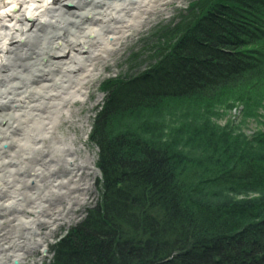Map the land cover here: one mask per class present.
Returning a JSON list of instances; mask_svg holds the SVG:
<instances>
[{"label":"rangeland","instance_id":"rangeland-1","mask_svg":"<svg viewBox=\"0 0 264 264\" xmlns=\"http://www.w3.org/2000/svg\"><path fill=\"white\" fill-rule=\"evenodd\" d=\"M263 3L264 0H257L253 9L249 7L252 12L256 10L252 16L254 19L250 20L251 16H246V12L239 13L236 4L230 2L226 5L221 0H164L156 3L140 26L126 30L109 46L107 53L93 61L88 75L78 77L81 90L76 91V81H73L72 88H67L61 97L54 93V100L41 104L39 110L28 112L27 124L22 122L12 131L13 136L9 134L0 138V181L6 186L0 191V264H56L58 260V264H64L69 252L77 251L79 244L85 249L83 243L86 240H91L89 244L93 245L99 239L100 243L101 231L106 227L98 229L99 224L108 220L113 202L126 195L122 190L114 198L113 193L122 185L125 189L132 184L126 181L128 176L122 171L123 166L112 172L105 164L103 166L107 160V147H102L106 133L113 137L124 135L125 138L131 137V133H139V137L154 141L157 148H168L169 152L165 153L173 159L174 177L189 185L186 195L190 205L233 203L253 206L257 211L259 201H264V187H245L239 181L237 184H222L215 179H226L225 176L221 178L224 170H240L246 161L240 159L241 156H251L255 152V158L257 155L264 157V140H255L257 134L264 131V103L248 114L240 102L231 97L217 96L199 104L170 97L166 95L169 90L183 91L186 84L183 88L177 87L175 81L179 76L175 74V79L164 80L162 67L164 62L176 66L179 61H186L181 56L192 40L200 44L197 30L203 25L200 23L203 17L209 13L219 14L226 21L223 16L225 8L222 9L221 5L236 13L227 19L236 25L235 34H229V38L235 36L236 40L216 43L218 50L215 51L218 52L214 56L207 53V56L220 61L225 52L233 58L245 59L246 63H250L248 59L256 63L261 59L258 53H264V39L251 42V46L247 41L253 39V34H259L260 29L264 30ZM213 4H218L220 9L210 8ZM72 7L67 5V8ZM219 29L224 37V27ZM39 42L32 43L27 39L19 42L16 51H12L15 54L9 58L8 67H17L21 73L7 72V79L0 77V101L4 100L6 90L9 92L10 87L18 89L20 86L23 88L16 90L14 100L25 95L24 92H31L37 94L35 104L49 101L48 92H36L38 86L32 87L33 84L26 79L28 74H33L30 72L34 68L31 65L29 71L28 62L37 63L34 65L37 69L40 60L38 54L28 61L25 53L35 54L37 47L31 45ZM177 66H181L180 62ZM1 79L7 81L2 83ZM74 90L76 92L72 93ZM23 109L29 110L28 107ZM2 112L0 135L3 133L1 127L10 121L15 123L13 115L17 110ZM49 126L51 132L45 129ZM27 135L30 140L36 138L38 141L34 144L35 151L25 160V168L19 172L17 167L20 164L19 168L23 167V162L19 161L23 156L19 143L28 141ZM68 159H72L70 166ZM120 178L125 182L117 183ZM137 187L134 195H148V189L141 183ZM12 195L14 198L24 197V204H10L7 198L13 199ZM263 212L264 209L257 211L260 217ZM121 224L116 231L118 235L125 229L124 224L123 229L120 227ZM86 251L81 249L75 255L80 257L81 252Z\"/></svg>","mask_w":264,"mask_h":264},{"label":"trees","instance_id":"trees-1","mask_svg":"<svg viewBox=\"0 0 264 264\" xmlns=\"http://www.w3.org/2000/svg\"><path fill=\"white\" fill-rule=\"evenodd\" d=\"M221 1L226 5L230 2L236 4L239 13L246 12V16H251L249 20L254 19L252 16L256 14V10L252 12L248 9H253L257 0ZM218 7V4H213L210 8L218 11ZM220 7L225 8L223 16L226 21L219 14L209 13L203 17V22L200 21L203 25L197 30L200 44L191 41L187 46L188 50L181 56L186 59L179 61L181 66H177L179 62L172 66L163 61L162 78L175 79V74L179 76L175 81L177 87L183 88L186 84L183 91L173 89L166 95L190 100L192 103L197 101V104L217 96L231 97L233 101H239L242 109L250 114L253 108L264 103V68H261L264 53H258L261 59H257L256 63L252 59H248L250 63H246L245 59L233 58L225 52L220 53V61L207 56V53L214 56L218 52L215 50H218L216 45L219 42L224 44L236 40L235 36L229 38V34H235L236 25L227 21L231 16H236V13L226 9L227 6ZM215 9L212 11L215 12ZM220 26L226 32L224 37L220 35ZM260 31L247 41L250 46L251 42L264 39V30ZM245 36H248L247 33ZM156 105L158 108V103ZM131 134L133 135L127 138L124 135L113 137L112 134H104L102 147H107V160L104 159L103 166L105 164L111 172L114 168L123 166L122 171H126L128 176L126 181L132 184L127 185V190L122 185L113 193L114 196L119 195L123 190L126 195L119 196L113 202L108 220H103V225L99 224L98 229L106 227V230L101 231L100 243L99 239L93 245L89 244L92 243L91 240H86L83 243L86 245L84 249L80 248V244L77 247V242V251H70L64 264H264V215L260 217L257 213L264 209V201H259L257 211L253 206L233 203L190 205L186 195L189 185L174 177L171 165L173 159L165 153L169 152L168 148H157L154 141L139 137V133ZM262 139L264 140V131L259 132L255 140ZM251 154L252 157H240L246 160L240 170L234 172L233 169L226 168L221 172V178L225 176L226 179L222 181L216 177L215 182L237 184L239 181L245 187H264V157L257 155L255 158V152ZM122 182H125L123 178L117 181ZM139 183L148 189L146 197L134 195ZM155 192L156 194H151ZM110 197L113 199L112 194ZM248 219L252 221L246 222ZM119 223L124 224L125 229L121 224L123 230L118 235L116 231ZM74 230L76 232L77 228ZM81 249L88 252H81L80 257H77L79 255L75 253ZM59 256L61 257L60 254ZM75 257L78 258L77 262Z\"/></svg>","mask_w":264,"mask_h":264},{"label":"bare ground","instance_id":"bare-ground-1","mask_svg":"<svg viewBox=\"0 0 264 264\" xmlns=\"http://www.w3.org/2000/svg\"><path fill=\"white\" fill-rule=\"evenodd\" d=\"M161 1L164 0H0V77L7 79V72H13V75L21 73L17 67L13 69L8 67L9 58L15 54H12V51L19 42L23 43L27 39L32 43L40 41L36 45H31L37 47L35 54L25 53L28 61L38 57V54L40 60L37 69L34 66L37 63L28 62L29 71L31 65L34 68L30 72L33 74H28L26 79L28 83L33 84L32 87L38 86L36 88L39 90L36 92L40 90H44L43 94L48 92L49 99L48 102L35 104L37 94L24 92L25 95L14 100L15 93L23 87L20 86L18 89L10 87L9 92L6 90L4 100L0 101V112L3 113L2 111L7 109L17 112L13 115L15 123L10 121L9 117L10 122L1 127L3 133L0 138L12 135V131L22 122L27 124L30 114L28 112L32 109L39 110L41 104L49 103L55 96L61 97L67 88H72L73 81H76V91L81 90L82 84L78 77L88 75L89 66L93 61L107 53L109 46L123 36L126 30L140 26L147 12ZM67 5L73 7L67 8ZM1 81L5 83L7 80ZM54 93L56 95L53 98ZM25 107L29 110H24ZM45 129L51 132L52 128L49 126ZM21 131L23 132V129H20ZM27 136L28 141L22 143L14 140L19 143V151L23 154L19 160L23 162V167L19 168L21 164L17 167L19 172L25 168V160L28 154L35 151L34 144L38 141L36 138L30 140L31 137ZM67 161L70 166L72 159ZM22 174L25 176V172ZM4 189L6 186L0 181V191ZM12 197L13 199L7 198L10 204L13 202L18 206L24 204V197L23 199L18 196L14 198V195ZM38 208L41 209V206Z\"/></svg>","mask_w":264,"mask_h":264}]
</instances>
